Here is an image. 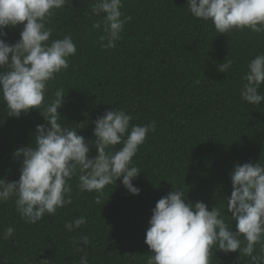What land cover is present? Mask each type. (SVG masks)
<instances>
[{"label": "trees", "instance_id": "16d2710c", "mask_svg": "<svg viewBox=\"0 0 264 264\" xmlns=\"http://www.w3.org/2000/svg\"><path fill=\"white\" fill-rule=\"evenodd\" d=\"M95 2L72 0L48 19L50 40L71 35L77 53L49 83L45 102L62 88V127H75L86 141L95 140L94 121L111 108L130 113L133 125L155 121L156 130L133 158L141 169L132 181L140 193H130L122 177L102 193L81 192L74 177L72 203L35 224L21 218L14 200L0 203V236L9 226L14 229L12 238H0V264L43 259L79 264L84 253L73 241L84 235L91 240L81 245L89 264H146L152 254L146 231L161 197L177 187L185 191L186 202L203 201L209 210L226 207L234 166L264 164V101L251 105L240 95L247 64L264 53V33H217L211 21L190 14L187 0H123L121 11L132 19L115 49L102 50L97 43L102 29L93 27L100 19L92 13ZM22 29V24L6 29L8 42L15 43ZM229 61L226 73L220 71ZM258 91L264 94V84ZM38 124H47L38 109L17 118L0 103V178L19 179L23 157L15 159L13 153L35 146ZM89 146V157L95 156L97 149ZM81 216L87 217L85 225L65 229L66 222ZM239 255L214 249L211 264H250Z\"/></svg>", "mask_w": 264, "mask_h": 264}, {"label": "clouds", "instance_id": "9594fccd", "mask_svg": "<svg viewBox=\"0 0 264 264\" xmlns=\"http://www.w3.org/2000/svg\"><path fill=\"white\" fill-rule=\"evenodd\" d=\"M70 4L72 0H0V103L9 116L18 118L38 109L47 121L36 126L35 146L13 153L15 159L23 157L19 179L0 178V203L14 200L21 218L30 224L72 203L74 177L81 192L98 193L122 177L125 188L138 195L140 189L132 181L141 169L133 158L148 133L156 130L155 121L131 124L133 116L122 108H111L95 119L94 141H86L75 127H62L58 109L63 106L64 90L57 89L51 103L45 97L49 83L70 67L69 58L76 55L77 47L71 35L50 40L53 29L46 24L54 10ZM186 5L193 17L211 21L217 33L245 29L264 33V0H187ZM123 6V0H96L92 5V13L100 17L93 27L102 29L97 40L102 50L115 49L132 19L121 11ZM21 24L20 38L8 42L6 29ZM230 67L231 61L219 66L225 73ZM243 81L244 101L251 105L264 101L258 91L264 84V53L250 60ZM90 144L97 149L92 157ZM230 177L232 191L226 207L217 204L209 210L203 201L186 202L185 191L177 187L156 202L145 236L152 253L146 264H211L214 249L238 251L250 264H264V164H236ZM86 223L87 217L81 216L64 227L71 232ZM13 236L9 226L0 238ZM73 243L77 252L84 253L79 264H89L81 245H90V238L84 235ZM39 264H49V259Z\"/></svg>", "mask_w": 264, "mask_h": 264}]
</instances>
